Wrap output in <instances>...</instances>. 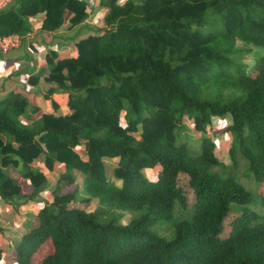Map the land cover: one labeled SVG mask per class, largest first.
Instances as JSON below:
<instances>
[{"label": "trees", "instance_id": "16d2710c", "mask_svg": "<svg viewBox=\"0 0 264 264\" xmlns=\"http://www.w3.org/2000/svg\"><path fill=\"white\" fill-rule=\"evenodd\" d=\"M98 8L107 10L103 26L78 38L76 53H51L28 77L50 84L47 97L67 94L66 110L52 99L53 110L28 123L24 94L0 98L1 199L41 194L46 172L58 167L66 187L82 175L70 193L52 189L14 247L16 264H264V218L248 208L255 189L234 170L213 169L227 165L205 134L214 116L229 115L230 165L246 160L264 203V0H98ZM90 14L87 0H14L0 12V36L23 38L35 15L41 30L55 31ZM184 119L202 134L194 154L180 138ZM38 158L42 168H33ZM104 158L117 159L119 185L105 178ZM157 165L155 179L143 175ZM95 199L90 211L71 204ZM231 204L243 210L233 213ZM177 205L188 214L174 220ZM165 222L172 237L155 228ZM47 242L52 249L39 259Z\"/></svg>", "mask_w": 264, "mask_h": 264}, {"label": "rangeland", "instance_id": "374dc122", "mask_svg": "<svg viewBox=\"0 0 264 264\" xmlns=\"http://www.w3.org/2000/svg\"><path fill=\"white\" fill-rule=\"evenodd\" d=\"M91 7V14L88 19V22L91 26L98 28L99 26H103L102 16L106 13V9L98 8V0H87ZM100 28V27H99ZM76 41V40H75ZM74 43V41H72ZM71 42H68V44ZM71 44L72 47L74 44ZM71 48V46H70ZM66 50H63L67 52ZM57 53L60 54V51L57 50ZM72 54V53H71ZM70 54V55H71ZM253 57L248 55L245 57L244 62L248 63L250 66L253 64ZM3 65H0V72H3ZM58 98L59 101L64 103V97L60 96ZM186 122H183L186 128L181 132L180 138L186 140L188 142V148L191 154L198 152L200 146V138L202 134L196 131L190 120L184 119ZM123 124L124 122L121 121ZM230 123L229 115L223 116H214L211 120V127L208 128L207 132L205 133L206 136L210 137L211 140L215 143V154L219 157L221 161L227 166H217L213 169L222 173L228 174V172L234 170L235 176L237 180L244 185L247 189L255 191L253 192V202L248 206L249 209L255 210L258 212V219L264 218V203H260V195H263L261 192H258V183L253 178H250V172L247 168L246 160L238 158L237 166L230 165L229 155L227 150L230 146L231 137L229 133L226 132V127ZM103 164V173L105 174L106 179H114L116 185H119L120 182L115 180L112 175V170L117 164V159L115 158H104L102 160ZM34 168L41 166L40 158L35 160L32 164ZM18 168L10 167V171L13 176L17 177L18 179H22L21 175L17 170ZM161 166L157 165L155 167L146 168L144 169L143 175L149 179H155L157 177L158 172L161 171ZM62 171V167L56 168L54 171L46 172V178L48 179V187L38 196H34L30 198L29 196L24 197L22 202L18 204L15 202L17 207L15 209H7L6 207H2L4 204H0V248L2 249V263L3 264H16V260L14 259V247L19 239V237L30 230L33 226L38 223L39 217L37 216L39 210L43 207L45 203H49L52 200L51 191L56 186L59 185L61 188L62 193H70L75 190V187H80L82 179V175H78L76 177L75 184L70 187L64 186L62 183L58 184L57 179L59 173ZM179 184L185 187V191L187 193L189 203H192V192L187 184V177L185 175L179 176ZM264 185V183L262 184ZM257 189V190H256ZM262 189V187L260 188ZM24 191H26V186H24ZM81 196L79 195L76 197L78 198ZM4 202L0 198V203ZM78 203V204H77ZM73 205H79L86 209L87 211L93 210L96 206V199L90 203H80V201H71ZM2 207V208H1ZM2 209V210H1ZM231 209L233 213L240 212L243 208L236 204H231ZM8 213L10 215H8ZM232 213V214H233ZM188 211H183L177 205L175 212H174V220H178L181 216H187ZM130 215L127 214L123 217V220L127 221ZM27 220V221H25ZM171 224L169 222H165L159 226H156V230L162 233L166 238L172 237V230ZM229 232L228 224H225L224 230L222 231L220 237H225ZM52 249L50 242L45 243L39 250V259L42 253L48 252Z\"/></svg>", "mask_w": 264, "mask_h": 264}, {"label": "crops", "instance_id": "0c3cea01", "mask_svg": "<svg viewBox=\"0 0 264 264\" xmlns=\"http://www.w3.org/2000/svg\"><path fill=\"white\" fill-rule=\"evenodd\" d=\"M88 19L72 29H68L65 24L59 30L45 31L40 28L42 16L35 15L30 18L31 30L22 38L20 45L5 54H0V65H3V72H0V98L4 97L9 92H20L24 94L28 98L30 104L26 117H23L26 122L31 123L32 117L36 119L42 112L53 110L52 99L59 105V111L66 110L67 94L53 93L51 97H47L46 91L48 87H50V84H47L43 80H40L37 84H29L28 77L30 74L36 73L42 68L46 61V57L51 53L55 52L57 58L76 53L75 40L92 33V29H96V27L90 25ZM72 41H74V43ZM68 42H71V44L73 43V47L70 43L68 44ZM65 48H67V52L63 53V50H66ZM57 50L60 51V54L57 53ZM60 96L64 97V103L59 101L58 98H61ZM33 106L38 107V112L35 115L31 109ZM25 186L26 191H24L23 187V192L29 193L31 186ZM23 199L24 198L14 201H5L2 199L4 202L0 204L3 203L4 205L2 207L7 206V209H15L17 207L15 202L19 204ZM8 215L10 214L8 213Z\"/></svg>", "mask_w": 264, "mask_h": 264}, {"label": "built area", "instance_id": "2783aa9c", "mask_svg": "<svg viewBox=\"0 0 264 264\" xmlns=\"http://www.w3.org/2000/svg\"><path fill=\"white\" fill-rule=\"evenodd\" d=\"M14 0H0V12L7 9L13 4ZM22 37L18 34H9L0 36V54H5L11 49L18 47Z\"/></svg>", "mask_w": 264, "mask_h": 264}]
</instances>
